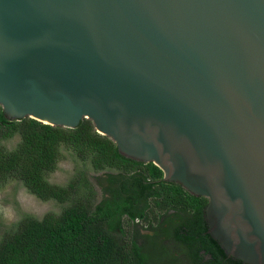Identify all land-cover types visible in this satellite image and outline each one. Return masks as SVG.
<instances>
[{
    "label": "water",
    "instance_id": "95a60500",
    "mask_svg": "<svg viewBox=\"0 0 264 264\" xmlns=\"http://www.w3.org/2000/svg\"><path fill=\"white\" fill-rule=\"evenodd\" d=\"M9 121L91 120L208 199V234L264 264V0H0Z\"/></svg>",
    "mask_w": 264,
    "mask_h": 264
},
{
    "label": "trees",
    "instance_id": "16d2710c",
    "mask_svg": "<svg viewBox=\"0 0 264 264\" xmlns=\"http://www.w3.org/2000/svg\"><path fill=\"white\" fill-rule=\"evenodd\" d=\"M16 137L9 150L4 143ZM67 156L83 170L66 186L52 184ZM91 173L104 176L94 185ZM14 181L67 207L41 220L24 217L0 241V264H244L208 234V199L163 181L152 163L123 157L91 120L74 130L12 122L0 107V189Z\"/></svg>",
    "mask_w": 264,
    "mask_h": 264
},
{
    "label": "rangeland",
    "instance_id": "374dc122",
    "mask_svg": "<svg viewBox=\"0 0 264 264\" xmlns=\"http://www.w3.org/2000/svg\"><path fill=\"white\" fill-rule=\"evenodd\" d=\"M19 142V137L7 141L4 145L13 150ZM83 170L81 163L67 156L58 167V171L49 177L52 184L66 186L75 177L78 171ZM104 174L91 173V180L94 185L97 184V178ZM99 199L101 191L98 189ZM67 205H61L54 201L42 202L28 193L24 186L17 182H11L0 189V241L8 232H11L16 225L26 216H32L39 220L43 219L49 213L60 214ZM184 263V262H183ZM154 264H160L154 261ZM182 264V263H179Z\"/></svg>",
    "mask_w": 264,
    "mask_h": 264
}]
</instances>
